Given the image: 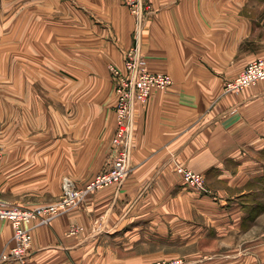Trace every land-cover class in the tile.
Returning a JSON list of instances; mask_svg holds the SVG:
<instances>
[{
	"label": "crops",
	"instance_id": "1",
	"mask_svg": "<svg viewBox=\"0 0 264 264\" xmlns=\"http://www.w3.org/2000/svg\"><path fill=\"white\" fill-rule=\"evenodd\" d=\"M125 1L14 3V43L0 47V119L28 126L0 130V206L55 203L65 178L83 189L109 169L108 66L138 43L148 70L173 84L132 110L129 176L32 225L30 260L264 264V81L224 91L264 58V0H152L139 29ZM177 168L201 174L203 188L187 187ZM12 237L0 219V251Z\"/></svg>",
	"mask_w": 264,
	"mask_h": 264
},
{
	"label": "built area",
	"instance_id": "2",
	"mask_svg": "<svg viewBox=\"0 0 264 264\" xmlns=\"http://www.w3.org/2000/svg\"><path fill=\"white\" fill-rule=\"evenodd\" d=\"M152 0H126L124 3L134 16L137 28L141 27L151 13ZM137 29V30H138ZM136 30V32H137ZM137 38V37H136ZM108 71L113 86L115 130L110 142L112 162L109 169L96 175L83 189H78L68 178L63 180L60 199L51 204L32 209L16 206H0V219L8 220L13 229V245L0 251V264L14 261L18 264H35L30 260L32 225H46L64 212L82 204L84 197L110 185L120 186L129 176L134 123L131 113L134 106L144 108L155 90L166 91L173 82L168 74L148 70L146 56L136 43L123 51L121 66L109 65ZM264 81V58L250 62L238 75L227 81L225 92H236ZM3 152L0 149V159ZM184 184L193 189H202L204 177L185 168H177ZM154 264H179V262H156Z\"/></svg>",
	"mask_w": 264,
	"mask_h": 264
},
{
	"label": "rangeland",
	"instance_id": "3",
	"mask_svg": "<svg viewBox=\"0 0 264 264\" xmlns=\"http://www.w3.org/2000/svg\"><path fill=\"white\" fill-rule=\"evenodd\" d=\"M22 4L28 3V0H20ZM14 3L18 4V0H0V47L8 49L12 47L14 40L9 35L13 30V9ZM23 6V5H22ZM25 6H23L22 10ZM18 16V13H17ZM22 19L25 18V14H22ZM4 33V34H3ZM24 40H21V42ZM25 96V95H24ZM5 105L11 103V97L8 98V94H4ZM0 99L1 96H0ZM27 120V116H26ZM18 121V122H17ZM24 128H20V119L14 120V118L0 119V130H27V125Z\"/></svg>",
	"mask_w": 264,
	"mask_h": 264
}]
</instances>
